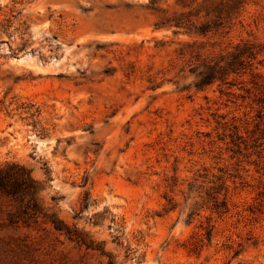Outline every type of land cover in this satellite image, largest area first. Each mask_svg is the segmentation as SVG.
I'll return each mask as SVG.
<instances>
[{
    "label": "rangeland",
    "instance_id": "1",
    "mask_svg": "<svg viewBox=\"0 0 264 264\" xmlns=\"http://www.w3.org/2000/svg\"><path fill=\"white\" fill-rule=\"evenodd\" d=\"M222 1L0 0V168L35 183L0 189V264H264V50L196 86L264 46V0L167 26Z\"/></svg>",
    "mask_w": 264,
    "mask_h": 264
},
{
    "label": "trees",
    "instance_id": "2",
    "mask_svg": "<svg viewBox=\"0 0 264 264\" xmlns=\"http://www.w3.org/2000/svg\"><path fill=\"white\" fill-rule=\"evenodd\" d=\"M247 2L248 0H223V7L218 15L215 16L216 18L212 22L213 25H211L209 20L199 26L196 25L190 18L192 10H188L174 14L172 18L168 19L167 26L175 27L174 33H179L183 30L186 33L205 36L210 30L228 28L232 16L239 15ZM182 6L185 7V5ZM162 26L164 25H159L158 27ZM203 45H206L205 41H198L197 39L186 41V46L190 52L198 51L197 48ZM262 48L264 46L255 42L242 41L233 45V51L228 54L220 53L217 56L206 54L199 62V66L202 69L198 72L199 80L196 86L201 87L218 80L224 81L231 73H239L241 68H245L246 64H250V59L263 52L262 50L264 49ZM15 166L17 165H12L11 167ZM34 187V179L24 168L19 167L17 171L0 168V189L7 193L12 195L31 193ZM219 204L222 207H226V198L224 197ZM205 228V233L208 237L211 235L212 227L207 225Z\"/></svg>",
    "mask_w": 264,
    "mask_h": 264
}]
</instances>
